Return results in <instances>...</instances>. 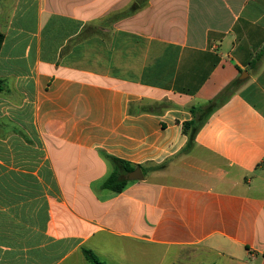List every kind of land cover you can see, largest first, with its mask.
<instances>
[{
  "label": "crops",
  "instance_id": "1",
  "mask_svg": "<svg viewBox=\"0 0 264 264\" xmlns=\"http://www.w3.org/2000/svg\"><path fill=\"white\" fill-rule=\"evenodd\" d=\"M136 1L0 0V264H264V0Z\"/></svg>",
  "mask_w": 264,
  "mask_h": 264
},
{
  "label": "trees",
  "instance_id": "2",
  "mask_svg": "<svg viewBox=\"0 0 264 264\" xmlns=\"http://www.w3.org/2000/svg\"><path fill=\"white\" fill-rule=\"evenodd\" d=\"M146 2H147V0H137L134 3V5L132 6L131 11L136 10L137 8L144 5ZM3 42H4V35L2 33H0V51H1V47H2ZM216 100L212 102V104L209 106V108L205 111V116L202 117L198 123L196 121H194V122H191V123H188L185 125L186 131H187L188 127L191 128V132L189 133L190 144L193 143L196 132L203 125V123L206 121L209 113H211V111H213L216 108V106H217ZM109 158L114 165V172L105 181L104 187L111 189L113 191H116V192L122 191L126 185L127 180H126V178H124L123 181L121 180L122 176H121L120 170H122V172H124V174H125L124 176L126 177V175L128 173L132 172L135 168L133 166L129 165L128 163L120 160V159L114 158L112 156H110ZM83 254H84L86 260L89 262V264H107L106 262L100 260L97 257V255L90 249L84 248Z\"/></svg>",
  "mask_w": 264,
  "mask_h": 264
},
{
  "label": "rangeland",
  "instance_id": "3",
  "mask_svg": "<svg viewBox=\"0 0 264 264\" xmlns=\"http://www.w3.org/2000/svg\"><path fill=\"white\" fill-rule=\"evenodd\" d=\"M154 253L153 255L151 254L143 255L140 253L138 257L132 258L131 261H127L123 263L124 264H199L198 263L199 261L196 260L194 257L188 258L186 260H183L182 258H176L174 252H172L170 255L166 257H164L163 253L158 252V250H154ZM187 255L190 256L194 254H187Z\"/></svg>",
  "mask_w": 264,
  "mask_h": 264
},
{
  "label": "water",
  "instance_id": "4",
  "mask_svg": "<svg viewBox=\"0 0 264 264\" xmlns=\"http://www.w3.org/2000/svg\"><path fill=\"white\" fill-rule=\"evenodd\" d=\"M131 179H143L142 171L140 169H136L130 174Z\"/></svg>",
  "mask_w": 264,
  "mask_h": 264
}]
</instances>
